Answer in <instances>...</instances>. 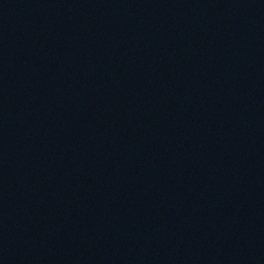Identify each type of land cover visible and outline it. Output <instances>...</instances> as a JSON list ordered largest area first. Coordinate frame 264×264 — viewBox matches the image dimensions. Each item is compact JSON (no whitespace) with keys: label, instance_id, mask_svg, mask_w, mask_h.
I'll use <instances>...</instances> for the list:
<instances>
[{"label":"water","instance_id":"water-1","mask_svg":"<svg viewBox=\"0 0 264 264\" xmlns=\"http://www.w3.org/2000/svg\"><path fill=\"white\" fill-rule=\"evenodd\" d=\"M0 264H264V0H0Z\"/></svg>","mask_w":264,"mask_h":264}]
</instances>
